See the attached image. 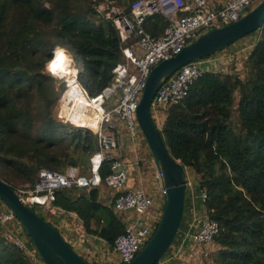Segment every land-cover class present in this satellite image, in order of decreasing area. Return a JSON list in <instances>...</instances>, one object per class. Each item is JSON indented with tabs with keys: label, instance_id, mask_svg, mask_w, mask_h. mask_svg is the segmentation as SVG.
<instances>
[{
	"label": "trees",
	"instance_id": "1",
	"mask_svg": "<svg viewBox=\"0 0 264 264\" xmlns=\"http://www.w3.org/2000/svg\"><path fill=\"white\" fill-rule=\"evenodd\" d=\"M111 1L129 11L133 0ZM167 25L162 14L142 23L154 36ZM259 29L245 78L204 72L168 107L160 129L169 153L198 176L207 213L219 223L211 264H264V24ZM56 46L72 55L91 95L109 84L122 60L117 28L98 16L93 0H0V164L30 183L40 168L89 169L98 148L92 131L54 116L62 87L45 67ZM111 162L100 164L102 178ZM72 190H59L53 205L75 213L88 233L112 246L125 229L119 214L98 201V188ZM0 264L34 262L0 235Z\"/></svg>",
	"mask_w": 264,
	"mask_h": 264
},
{
	"label": "built area",
	"instance_id": "2",
	"mask_svg": "<svg viewBox=\"0 0 264 264\" xmlns=\"http://www.w3.org/2000/svg\"><path fill=\"white\" fill-rule=\"evenodd\" d=\"M260 1L133 0L129 11H124L111 0H93V8L98 16L116 26L121 42L122 60L114 66L109 84L98 93L89 94L79 81V68L69 52L67 62L53 71L48 64L53 62L57 46L45 69L62 87L54 107L55 118L64 124L92 131L98 148L90 157L87 173L78 166H68L64 171L40 168L34 183L14 189L20 199L30 207L47 206L55 200L59 190L107 186L116 192L112 202L116 211L125 212L128 208H134V221L125 225L124 231L112 245L118 255V264L131 261L152 236L162 212V206L156 209L154 198L143 188L127 187V171L122 163L121 150L125 141L134 147L138 145L136 111L147 76L155 65L177 54L199 34L238 20ZM154 14H162L168 21L164 31L157 36L142 27L144 20ZM219 58L217 52L190 61L160 85L150 103L153 121L156 120L159 129L168 107L181 101L191 84L204 72L211 71V66ZM110 102H115V105L106 109L105 105ZM109 159L112 160L110 172L102 178L99 174L100 164ZM118 167L121 169L116 172ZM154 176L163 194L161 174L157 169ZM185 184L186 198L192 204L198 198L203 204V212L200 217L194 218V222L200 220L199 226L185 231L181 241L189 238L200 246L213 240L219 231V223L207 213L204 204L207 194L199 188L198 180H192L186 174ZM13 221L23 228L15 214L0 199V225L4 227ZM19 236L15 230H5L3 234L4 238L25 249ZM175 256L176 253H173L170 258ZM164 257L156 264H165L170 259Z\"/></svg>",
	"mask_w": 264,
	"mask_h": 264
},
{
	"label": "water",
	"instance_id": "3",
	"mask_svg": "<svg viewBox=\"0 0 264 264\" xmlns=\"http://www.w3.org/2000/svg\"><path fill=\"white\" fill-rule=\"evenodd\" d=\"M264 24V0L238 20L199 34L177 54L155 65L147 76L136 111L139 128L161 174L163 193L159 222L143 248L123 264H156L168 251L180 228L186 202V167L168 151L153 121L150 103L160 85L182 65L215 54ZM118 167L115 171H119ZM0 199L11 209L45 264H93L78 254L59 231L25 204L0 178ZM128 208L125 211H133Z\"/></svg>",
	"mask_w": 264,
	"mask_h": 264
},
{
	"label": "crops",
	"instance_id": "4",
	"mask_svg": "<svg viewBox=\"0 0 264 264\" xmlns=\"http://www.w3.org/2000/svg\"><path fill=\"white\" fill-rule=\"evenodd\" d=\"M258 34L259 33L256 32L248 34L226 47L225 50L241 48V46L247 42L253 47L258 39ZM165 118L166 114L163 117L162 124ZM139 141L142 145L141 148L139 145L134 147L130 142L125 141L126 143L121 150L123 154L122 163L128 176L126 185L127 187L143 188L154 198L155 208L158 209V207L162 206L163 195L160 185L154 176L156 167L153 155L146 149V146L141 139ZM96 188H98L99 191L98 201L105 206H113L112 202L116 192L105 185H99L96 186ZM88 190L89 189H73L72 192L74 195H78L80 192ZM193 204L190 202L189 198H186L185 211L179 233L176 235L172 243L173 245L171 244L172 246H170L165 253L164 258H170L173 253H176V256L170 258L165 264H185V261L194 258L199 252V249L205 245L196 246L189 238L184 242L181 241L182 235L185 231L195 229V227L200 224V220L194 222V218L202 215L203 204L198 198ZM44 211L47 216L46 220L55 226L73 249L87 261L93 264H118V255L113 251L112 246L99 236L88 233L84 228L82 220L75 213L67 212L61 208L55 207L53 203L48 204ZM114 211L119 214L125 225L135 219V214L132 211ZM2 230L3 232L1 233ZM5 230H15L18 233H23L18 222L14 221L4 227L0 225L1 236H3Z\"/></svg>",
	"mask_w": 264,
	"mask_h": 264
},
{
	"label": "rangeland",
	"instance_id": "5",
	"mask_svg": "<svg viewBox=\"0 0 264 264\" xmlns=\"http://www.w3.org/2000/svg\"><path fill=\"white\" fill-rule=\"evenodd\" d=\"M255 32L259 33L258 37L261 38L263 36L262 30L258 29ZM251 49H252V47L247 42V43L243 44L241 46V48L239 47L237 49H232V50L231 49H226V50L223 49V50L219 51L218 56L220 58L215 64H213L211 66V71L223 72V73H228V74H235L237 76H240L241 78H245V76L247 74V68L245 66V61H246V58H247ZM52 63L48 64V66H50ZM56 85H57V87H59L58 80H56ZM236 95L238 96L237 93H236ZM114 105H115V102H112V103L110 102L109 104L105 105V108L111 109ZM114 118L116 120H118L117 117L115 116V114H114ZM153 119H154V117H153ZM155 124H156V126H158V124L156 123V120H155ZM136 134H137V138H138L137 144L140 146V148L142 147L141 142L139 141L141 139V141L145 144L146 149L150 152V149H149V147L145 141V138L143 137L142 132L139 129V126L137 124H136ZM80 167L83 170L88 171L87 166L80 165ZM186 172H187L190 179L195 180V181L198 180V176L197 175L195 176V174L192 170L186 168ZM0 178L3 181H5L6 183H8L10 186H13L15 189L21 188L25 184H30V182L22 180V178H20L11 169V167H8V166L6 167L3 164H0ZM32 207L37 214L41 215L45 220L47 219V216L45 215V211H44L46 209V206L33 205ZM22 230H23V233H21V232L18 233V235H20L19 238L23 241L26 252L33 258L34 264H45L44 261L39 256L38 252L36 251L30 237L27 235V233L25 232V230L23 228H22ZM2 232H3V230L1 231V233ZM218 248H219V246L217 244H215L213 241H210L209 243L203 245L199 249V252L197 253V255L194 258L189 259L188 261H185L186 262L185 264H211V262H212L211 254L213 252H215Z\"/></svg>",
	"mask_w": 264,
	"mask_h": 264
},
{
	"label": "bare ground",
	"instance_id": "6",
	"mask_svg": "<svg viewBox=\"0 0 264 264\" xmlns=\"http://www.w3.org/2000/svg\"><path fill=\"white\" fill-rule=\"evenodd\" d=\"M63 48L57 47L55 51V58L53 60V63L50 65L52 68L53 64H57V62L61 65L58 64V67L64 65L67 62V59L69 58V53L66 50H62ZM66 52V53H65ZM61 55L63 56V60L61 61L60 57ZM50 64V63H49ZM56 70V69H55Z\"/></svg>",
	"mask_w": 264,
	"mask_h": 264
},
{
	"label": "snow or ice",
	"instance_id": "7",
	"mask_svg": "<svg viewBox=\"0 0 264 264\" xmlns=\"http://www.w3.org/2000/svg\"><path fill=\"white\" fill-rule=\"evenodd\" d=\"M60 59H61V61L63 60V56H62V55H61ZM56 67H58L57 64H53V65H52V69H53V71L56 69Z\"/></svg>",
	"mask_w": 264,
	"mask_h": 264
}]
</instances>
